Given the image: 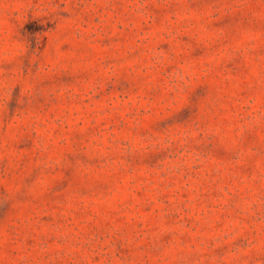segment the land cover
<instances>
[{
    "label": "rangeland",
    "instance_id": "rangeland-1",
    "mask_svg": "<svg viewBox=\"0 0 264 264\" xmlns=\"http://www.w3.org/2000/svg\"><path fill=\"white\" fill-rule=\"evenodd\" d=\"M0 264H264V0H0Z\"/></svg>",
    "mask_w": 264,
    "mask_h": 264
}]
</instances>
